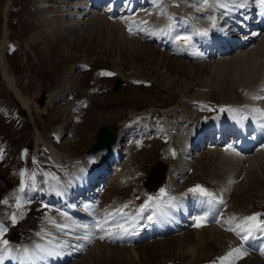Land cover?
Instances as JSON below:
<instances>
[{"label": "rangeland", "instance_id": "obj_1", "mask_svg": "<svg viewBox=\"0 0 264 264\" xmlns=\"http://www.w3.org/2000/svg\"><path fill=\"white\" fill-rule=\"evenodd\" d=\"M157 2L159 5L154 7L159 10L150 17L147 13L151 6L138 4L129 16L118 14L117 9L110 16L103 11V5L80 17L76 27L67 28L64 26L71 24L72 17L63 16L69 12L63 7L70 8L68 5L56 3L41 11L38 0H0V225L6 229L0 238L9 234L8 237L15 235L28 241L33 233L45 228L38 223L61 213L54 207L30 201L28 194L20 192L22 182L24 192L34 193L31 188L43 187V183L53 179L59 182L70 172L80 173L81 166L86 170L89 161L100 164L109 160L111 169L99 192L102 208L97 209L99 213L123 203L135 205L143 199L149 202V197H156V191L161 189L180 193L196 185L222 195L227 204L215 210L219 216L214 219V215L213 224L211 221L201 227L212 225L217 235L216 239H210L209 233H203L200 238L205 239L204 245L198 234L203 232L201 228L189 226L181 233L136 244L139 260L132 248L100 240L92 242L66 264H214V256L220 258L225 249L223 243L235 240L233 233L222 231L219 222L226 219L225 223L234 226L231 220L236 213H245L247 217L261 214L257 219H264V152L259 158L262 169L247 167L242 159L241 168L230 167L228 159L221 155V151H227L218 145L205 144L190 155L182 153L190 143L192 130L199 128L216 107L245 101L247 87L240 81L235 83L228 75L230 72L220 71L218 65L264 46V34L232 54L186 60L156 42L145 40L141 31L135 30L139 35L136 36L133 29H126V24L135 15L149 17L144 21L152 25L162 23L173 15V9L198 19L197 11L202 15L206 12L203 0ZM171 2L176 4L170 6ZM263 49L257 57L264 65ZM4 71L29 100L28 108L22 106L15 91L7 85ZM259 71L247 82L249 85L256 84L258 88L262 78L264 81V68ZM101 125H114L117 129L121 126L117 148L120 156L122 152L120 161H111L112 156L91 160L85 156ZM256 151L250 155H257L259 149ZM152 172V177L156 172L154 180ZM74 175L56 184L60 187ZM161 176L165 177L164 185L150 190ZM49 189L53 190L49 186L37 193ZM44 194L46 197L47 193ZM181 194L194 193L176 195ZM113 202L121 203L107 209ZM62 215L49 219L52 226ZM197 245L203 246L199 255L187 253V246L197 248ZM256 257L264 264L262 255Z\"/></svg>", "mask_w": 264, "mask_h": 264}, {"label": "bare ground", "instance_id": "obj_2", "mask_svg": "<svg viewBox=\"0 0 264 264\" xmlns=\"http://www.w3.org/2000/svg\"><path fill=\"white\" fill-rule=\"evenodd\" d=\"M44 1L45 0H38V6L41 8V11L46 10V5L44 4ZM98 1L101 2L107 0H88V1L64 0L62 4L68 5L70 6V8L67 6L63 7L69 10V12L67 10L64 11L68 13H64L63 16L70 18L72 17L71 24L69 23L70 25L67 24L64 27L66 26L67 28L76 27L77 20L80 17L85 16L86 14L87 15L90 14V12L95 9L94 5ZM108 1L110 2L112 1L113 5H115L116 2L122 0H108ZM123 1H124V8L120 11V13L118 12V14L129 16L136 11L135 9L136 6L138 5L137 0H123ZM147 1L153 5L151 7L153 9H150L149 10L150 12L147 13L148 16L150 17L154 15V13L157 12V10H159V7H157L158 8L157 9L154 7V5L155 6L159 5L160 1L157 2V0H140L139 2L141 4H145ZM192 3L193 2H191V4ZM198 3L200 4V2ZM175 4L176 3L171 2L170 6ZM203 4L206 12L205 15L203 14L204 15L203 16L202 13L200 14V12L197 11L198 12L197 14L200 15L198 16L199 17L198 19H195L197 16L195 18L193 17L194 15L185 16L184 13H182V15L178 17L177 16L178 11L176 12V10L173 9L171 11L173 13L172 16L167 18L165 17L166 19L164 18L165 20L162 21V23L160 22L155 25H152V23L150 24L149 22L144 21L149 18L147 16L144 15L141 17L137 15H135L134 17L131 16L128 18L126 29L127 30L128 28L133 29V31L136 33V36H139L137 35L136 31H141L143 34L145 33V36H142L145 37L144 38L145 40H149L150 42H156L155 40H157L160 46H162L165 50L169 52L171 51V54L174 56L185 58L186 60H190L192 58H201V59L207 58L208 52L211 50V46L215 43V39L218 38L217 34L218 32H220V30L211 29V31H213L215 35H213L212 37H206L208 35H211V31L210 30L204 31L203 34H200L199 31L201 27L207 25L208 20H211L214 23L216 22L218 24L221 20H225L224 22L225 26L229 24L231 27L233 23H236V24H240L241 26L247 27L246 23L244 22V19L250 20L252 15H254V13H252L254 10L253 8H255L259 4V0H207V2L206 3L204 2ZM221 4H227L228 6L227 8L221 7L220 6ZM145 6H147V4ZM120 7L121 4L117 9H120ZM61 8L62 7H60V9ZM117 9L109 8L108 9L109 15L111 16V14H115V10ZM239 15L244 19L241 18ZM251 23H255L254 18L252 19ZM235 28L236 27L234 26L233 29ZM256 29L257 28L255 27L254 29H251V31ZM185 36L190 37V40L186 42L184 39H182V37ZM247 39L249 40V38ZM263 47L264 46H261L253 53L247 52L243 54L242 53L237 54L235 59L228 58L226 60L220 61V62L226 61L225 63H221L218 65V69L220 71L225 72L226 70L230 72V74L228 75H231L233 77V81H235V83L240 81L239 83L241 85L247 87L248 89L247 101L243 104H238V103L230 104L228 105V107L223 108L224 110H220V112L217 111L214 112L215 114H213L211 117H208L203 123L204 125L201 128H199L198 131L196 132V134L198 135L203 131L205 127H209L212 129L214 127H220L221 125L226 123L232 124L228 121V117H227L231 109L241 110L244 112L243 117L245 119V122L242 125L243 128L242 130L243 132H246V129L249 124H253L256 126V132L253 134L251 138H253L255 135H258L260 137V143L258 145L259 152L257 153V155L253 154L252 156L250 155L251 151H249L248 153L244 152L243 148L249 147L250 143H244V145L241 146L231 145L228 143L220 145V147H218L219 149L220 148L223 149L222 147H225L224 149L227 151L225 153L221 151L222 153L221 155L224 159H228L230 167L231 166L234 167L235 165L236 166L238 165L237 168H241L240 167L241 164L243 165V163L240 162L241 159L243 161L246 160L247 167H253V166L260 167L262 165L259 162V158L261 154L264 152V81L263 78L261 77L262 80L260 81L258 88L257 86H255L256 84L249 85L247 82L253 79L254 74L256 75L258 72H260L259 69H261L262 67L264 68V65L261 62L262 60L258 59L259 56L257 57L258 52L261 51ZM202 54H204V56ZM4 74L8 83L7 85H9V87L15 91L17 98L19 99L22 106L28 108L29 100L26 99L17 90V88L13 83V80L6 75L5 71ZM117 136H118L117 141L110 147L98 149L93 153L86 154L85 156L88 159L92 157H97L99 159H101L102 157L108 158L110 156L117 157L119 155L117 148L121 141L120 129L118 130ZM245 139L249 141L250 138L245 136ZM191 144L192 141H190L189 145ZM183 152L184 151H182V153ZM247 156L249 157L247 158ZM245 157L248 160L243 159ZM55 160L57 161L56 158ZM104 163L105 161L104 162L102 161L98 165L100 166ZM86 167L88 169L87 168L86 170L81 169L80 173L79 171L73 172L76 173L75 175L72 172H70V174L72 173L71 175L69 174L67 176H64V178H60L62 180H60L59 182L57 181L58 179L53 180V182L51 181L53 184L52 185L50 184L49 186H51L53 190L51 191L49 189L43 192V194L41 195L45 196L44 193H47L46 196L47 200L51 202V205L56 204L58 207H60L62 213L48 217L47 221L45 222L47 229L45 231H43L44 230L43 229L42 230L43 232L40 231L41 233L40 234L38 233L39 235L35 234L32 238V240L33 239L34 240L33 241L30 240L26 246L21 245L22 247L25 248L24 250H21L18 246L13 248L0 246L1 247L0 257H2V259H0V264H59V261H62L64 258H67L71 255L70 259H72L77 255V253H79L80 250H85L86 247L89 245V243L92 242L91 240L93 239V236H98L99 239H101L100 237H104L102 240L111 241L120 247L128 246L129 248H132L131 250L135 253L136 256L135 258L139 260V254L138 252L135 251L136 250L135 245L140 241H142L145 237L148 238L147 236L149 235L152 236L154 234L157 237L165 236L166 233L171 232L170 229L176 227L179 224L181 217L186 218L185 222L188 219L191 220V222H194L196 225L199 226L206 225L210 220L209 218L210 215L213 214V212H215V210H217L219 206L221 207L224 204L222 203L221 198L212 192L210 193L213 194V197L209 198L206 196L197 195L198 192L194 194L176 195L180 193H189V192L179 193L173 191L169 193H175V194H171V195L167 194V196L164 195L165 197L162 196V197L154 198L148 204V206L145 208L143 212H140L141 209L140 203L137 204L135 209H132L130 211H128L126 207H123V204H125L123 203L118 207L117 206L113 207L111 211H106V210L102 211L98 216L97 214L95 215L93 213V207L96 206V203L93 202L92 199L94 197L93 192L95 190V187L93 188V191H90L87 194L85 193L82 195L78 194L75 197L76 191L83 192L84 187L90 184L91 176H93V174L97 172L98 169V167L96 168L91 166H86ZM260 168L262 169V167ZM242 170L239 171L245 172V170L244 171ZM72 175H74V177L69 179V181L66 182V184L60 187L58 186L60 182L62 183V181H65L66 178L68 179L69 176L71 177ZM97 184L99 185L98 188H100V185L102 183L99 182ZM27 194L29 195V197L34 195L32 191L27 192ZM72 194L74 196L71 199ZM209 199L212 200L211 203L208 202ZM191 203L193 204L194 213L192 217H189L192 211L188 215L187 212L190 210L189 205ZM64 207L66 208L64 209ZM168 208H174V209L168 210ZM117 210H120L123 213H126L127 215L122 216L116 214ZM110 214H115V215H110ZM61 215H62L61 220L54 222L53 223L54 225L52 226L51 224L52 222L49 219L60 218L59 216ZM148 216H149L148 222L150 223H146V219ZM161 216H164L166 218L167 216H169V223L167 222L166 226H163L162 224L161 226L156 227L155 221L158 224H160L159 222ZM197 217H203L204 219L197 221ZM182 221L183 220H181L180 224L184 225ZM55 224L58 226L54 227ZM118 224H122L124 227H126L129 230L128 233L126 234L121 233L120 228L117 227ZM212 224H213V220H212ZM143 225L145 226V229H141ZM210 227L201 228V231L203 232L202 233L198 232V234H200L199 239L203 240L202 238H200L203 236L202 235L203 233H207V234L209 233L211 237L210 239H214L217 236V235L215 236L214 234L215 229H212L215 227H211V228ZM260 228L254 227V233H256V236H262V235L264 236V227L262 229ZM181 229L182 228H180L179 230L181 231ZM151 231H155V233ZM150 232L151 234H149ZM109 233L112 234L111 238L108 235ZM86 236L88 237L87 239H85ZM204 242L205 239L203 240L202 245H204ZM37 245H40L43 251H41L40 248H37ZM223 246H225L224 247L225 249L223 252H221L220 258L225 257L227 253L233 251L234 249L239 248L241 250L239 254H235L234 256L229 257L226 260L227 262L225 261L226 263L235 262V261H238L240 263L241 261L243 264H260L256 255L252 253L251 250L249 249V245H245V244L242 245L238 243V241L235 239L234 241L231 240V243H228L227 245H224L223 243ZM202 247L203 246H199V245H197V248H195V246L194 247L187 246L186 251L191 256L196 257L197 255H199L200 248ZM34 253L35 255L33 256ZM257 254H261V252H257ZM240 255L242 256L235 257ZM28 257H32V258L28 259ZM220 261L219 259H217V261L214 262L217 264H222L220 263Z\"/></svg>", "mask_w": 264, "mask_h": 264}, {"label": "snow or ice", "instance_id": "obj_3", "mask_svg": "<svg viewBox=\"0 0 264 264\" xmlns=\"http://www.w3.org/2000/svg\"><path fill=\"white\" fill-rule=\"evenodd\" d=\"M203 2L206 3L207 0H203ZM259 2H260V3H264V0H259ZM220 6H221V7H225V8H227L228 5H227V4H221ZM240 6H243V5H240ZM129 30L131 31V29H129ZM178 38H179V37H178ZM182 39H184V40L187 42L188 40H190V37L185 36V37H182ZM103 74L111 75V73H103ZM221 110H224V109H221ZM21 175L23 176L24 174L21 173ZM33 179H34V175H33ZM33 187H34V185H33ZM23 190H24V188H23V182H22V185H21L20 191H23ZM189 191H190V192H194V193H197V192H198L200 195H202V196H206V197H209V198H212V197H213V194H212V193L208 192L205 188H203V187L200 186V185H196L194 188L189 189ZM160 195H161V196L165 195V190H164V189H161V190H160ZM151 200H152V197H149V201H151ZM208 202L211 203L212 200L209 199ZM147 206H148V204H147V202H146V204H145L144 206L141 207L140 212H143V211L145 210V207H147ZM123 207H127V205H123ZM116 214H119V215H122V216H126V215H127L126 213H123V212L120 211V210H117V213H116ZM110 215H115V214H110ZM259 215H261V214H255V215L250 216V217H247V218H245V219H246V221H256V220H257V217H258ZM201 219H204V218H203V217H197V221H199V220H201ZM12 221H13V223L16 222L15 215L12 216ZM261 223H264V222H261ZM197 226H199V225H197ZM117 227L120 228L121 233L126 234V233H128V231H129V230H128L126 227H124L122 224H118ZM5 231H6V229H5L2 225H0V235H2V233L5 232ZM108 235H109V237L111 238L112 234L109 233ZM87 238H88V237L86 236L85 239H87ZM100 238L103 239L104 237H100ZM3 244H4V245H7V244H8V241H7V240H4V241H3ZM37 248H40L41 251H43V249L41 248L40 245H37ZM26 251H27V250H26ZM240 252H241V250H240L239 248H237V249H234L233 251L227 253L225 257H221V258H219V259H220L221 261H226L229 257H232V256H234L235 254H239ZM49 254H51V253H49ZM34 255H35V253L33 254V256H34ZM31 258H32V257H28V259H31ZM0 259H2V257H0Z\"/></svg>", "mask_w": 264, "mask_h": 264}, {"label": "water", "instance_id": "obj_4", "mask_svg": "<svg viewBox=\"0 0 264 264\" xmlns=\"http://www.w3.org/2000/svg\"><path fill=\"white\" fill-rule=\"evenodd\" d=\"M118 129L114 125H101L96 131L95 140L87 148L86 153L100 148H108L117 139Z\"/></svg>", "mask_w": 264, "mask_h": 264}, {"label": "trees", "instance_id": "obj_5", "mask_svg": "<svg viewBox=\"0 0 264 264\" xmlns=\"http://www.w3.org/2000/svg\"><path fill=\"white\" fill-rule=\"evenodd\" d=\"M161 178H162V177H161ZM161 178H160V179H161Z\"/></svg>", "mask_w": 264, "mask_h": 264}]
</instances>
